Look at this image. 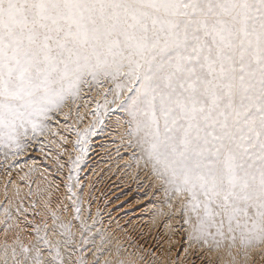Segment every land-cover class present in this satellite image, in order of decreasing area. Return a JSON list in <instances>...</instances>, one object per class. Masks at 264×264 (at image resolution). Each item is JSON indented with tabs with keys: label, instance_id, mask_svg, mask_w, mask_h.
I'll list each match as a JSON object with an SVG mask.
<instances>
[{
	"label": "snow or ice",
	"instance_id": "1",
	"mask_svg": "<svg viewBox=\"0 0 264 264\" xmlns=\"http://www.w3.org/2000/svg\"><path fill=\"white\" fill-rule=\"evenodd\" d=\"M105 129L160 194L115 233L80 177ZM42 137L67 172L5 179L0 264H264V0H0V154Z\"/></svg>",
	"mask_w": 264,
	"mask_h": 264
},
{
	"label": "rangeland",
	"instance_id": "2",
	"mask_svg": "<svg viewBox=\"0 0 264 264\" xmlns=\"http://www.w3.org/2000/svg\"><path fill=\"white\" fill-rule=\"evenodd\" d=\"M61 123H63L62 120ZM53 127L55 128V124ZM61 134L67 135L63 132ZM74 138V136H70L69 140ZM41 141L30 142L23 154L9 157L7 162H5L4 156L0 154V200L3 199L5 179L19 183L20 177L28 173L30 168L33 169L30 173V179L36 182L33 183V188L37 184L43 183L45 177L55 180L57 183L65 178L64 173L67 172V167H65L64 173L56 170L55 158H57L59 151L56 143H59V137H48L47 140L42 137ZM49 141H56V143L49 147ZM67 147L71 150L70 143ZM117 147H119V141L108 129H105L103 134L94 138L80 171L85 194L89 190L90 181H96L95 188L92 190V195L96 199L92 203L91 210L93 217L96 215L97 208L101 210V222L97 223L96 228L105 233H115L117 224L124 225L130 219L137 224L141 221L150 223L152 220L151 210L154 207L151 204H158L160 196L159 193L154 194V187L148 186L150 183L154 184V181L144 179L145 172L143 170L136 169L135 166L132 169L123 167L129 161V156L126 154L128 149L121 148V155L118 157ZM59 159L63 163L67 159V155L65 154ZM25 161L27 165L23 167ZM10 164L11 167H9ZM8 173H11L10 177ZM136 173H139V179L134 178ZM9 189L11 190V185H9ZM64 191L65 189L61 187L59 195L62 196ZM54 195L56 194L54 193ZM104 201H109L106 206ZM85 207L87 208V204ZM157 236L162 237L159 239L157 254L163 256L168 248L166 229L163 224L153 229L152 235L148 237V242L156 243L154 237ZM96 240L99 243L100 237L98 236ZM171 240L181 248L187 243L179 233L171 237Z\"/></svg>",
	"mask_w": 264,
	"mask_h": 264
},
{
	"label": "bare ground",
	"instance_id": "3",
	"mask_svg": "<svg viewBox=\"0 0 264 264\" xmlns=\"http://www.w3.org/2000/svg\"><path fill=\"white\" fill-rule=\"evenodd\" d=\"M62 135V134H61ZM129 151V150H128ZM127 152V151H126ZM126 158V157H125ZM32 161V160H31ZM25 165H27V163H26V161L24 162V164H23V167L25 166ZM22 171V170H21ZM152 206H154V207H159V205L158 204H156V203H154V204H151ZM153 207V208H154ZM140 218V217H139Z\"/></svg>",
	"mask_w": 264,
	"mask_h": 264
}]
</instances>
